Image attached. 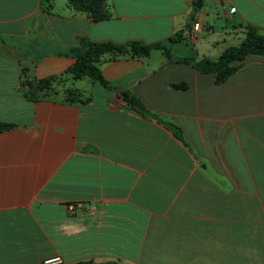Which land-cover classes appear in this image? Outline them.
Segmentation results:
<instances>
[{"label": "crops", "instance_id": "1", "mask_svg": "<svg viewBox=\"0 0 264 264\" xmlns=\"http://www.w3.org/2000/svg\"><path fill=\"white\" fill-rule=\"evenodd\" d=\"M198 1L105 0L94 20L68 0H0V264H264V56L217 82L161 49L106 52L107 88L65 55L200 22L172 56L217 59L247 26L264 34V0ZM23 72L59 79L28 98Z\"/></svg>", "mask_w": 264, "mask_h": 264}, {"label": "trees", "instance_id": "2", "mask_svg": "<svg viewBox=\"0 0 264 264\" xmlns=\"http://www.w3.org/2000/svg\"><path fill=\"white\" fill-rule=\"evenodd\" d=\"M69 3L77 10L86 12L94 20H105L110 16L104 9L105 0H68ZM190 31V26H188ZM182 32L176 33L167 40L156 43H145L141 40H131L126 43H117L113 41H93L88 38H81L77 45L70 47L65 53L76 59L71 69L74 78L79 79L89 76L94 82H98L104 87L109 88V82L105 79L99 64L98 58L106 52H112L115 55L129 54L133 57L149 56L154 49L163 50L164 54L171 61L185 62L191 64L197 71L203 73H215L216 81L222 82L234 74L242 65L244 59L250 54L264 56V34L259 32L255 26H247L242 41L237 45L227 47L217 58L212 59L203 56L199 59L193 57H173L171 53V44L187 40L188 36ZM185 34V35H184ZM59 79V76H52L46 79H29L25 72L22 73L21 87L28 98H37L38 89H43L51 81ZM124 97L134 108L145 112L150 116L158 117L157 114L146 109L138 100L128 92H124ZM161 120V119H160ZM174 134L183 139V133L180 126L173 122H164ZM7 127V124L0 121V129ZM74 264H118L116 262L96 263L93 261L78 262Z\"/></svg>", "mask_w": 264, "mask_h": 264}, {"label": "built area", "instance_id": "3", "mask_svg": "<svg viewBox=\"0 0 264 264\" xmlns=\"http://www.w3.org/2000/svg\"><path fill=\"white\" fill-rule=\"evenodd\" d=\"M203 32V25L200 22H195L193 28L189 31L188 40L196 41ZM62 263V258L57 256L48 258L43 261V264H59Z\"/></svg>", "mask_w": 264, "mask_h": 264}, {"label": "water", "instance_id": "4", "mask_svg": "<svg viewBox=\"0 0 264 264\" xmlns=\"http://www.w3.org/2000/svg\"><path fill=\"white\" fill-rule=\"evenodd\" d=\"M196 6L201 7V1L200 0L196 3Z\"/></svg>", "mask_w": 264, "mask_h": 264}]
</instances>
